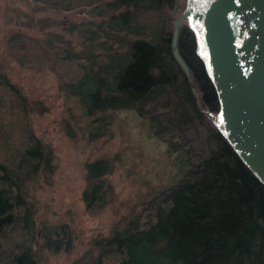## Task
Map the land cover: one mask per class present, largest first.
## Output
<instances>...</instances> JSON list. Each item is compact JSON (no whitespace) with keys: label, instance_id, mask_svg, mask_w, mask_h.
I'll list each match as a JSON object with an SVG mask.
<instances>
[{"label":"trees","instance_id":"16d2710c","mask_svg":"<svg viewBox=\"0 0 264 264\" xmlns=\"http://www.w3.org/2000/svg\"><path fill=\"white\" fill-rule=\"evenodd\" d=\"M33 1L85 13L86 20L63 22L81 47L74 38L54 43L16 32L9 38L15 58L35 69L51 66L87 115L134 110L176 156L178 177L147 206L153 218L131 220L96 240L92 264H264V182L213 117L220 97L188 25L180 26L178 46L192 77L175 58L177 1ZM31 111L23 87L0 72V264H40L36 244L54 252L71 248L67 224L44 225L40 240L27 200L26 181L55 169ZM109 171L108 159L88 164L83 198L90 212L112 194Z\"/></svg>","mask_w":264,"mask_h":264},{"label":"rangeland","instance_id":"374dc122","mask_svg":"<svg viewBox=\"0 0 264 264\" xmlns=\"http://www.w3.org/2000/svg\"><path fill=\"white\" fill-rule=\"evenodd\" d=\"M176 1L175 24L195 29L194 0ZM243 4L249 7L240 16L241 35L248 33V24H254L261 13L255 1L244 0ZM86 19L85 13L56 11L33 0H0V72L23 87L32 107L34 130L54 155L53 172L25 183L27 200L36 209L37 232L40 240L44 225L67 224L73 232L68 251L54 252L36 244L40 264H92L99 254L96 240L131 220H151L150 200L178 177L176 156L169 152L168 143L153 135L146 119L134 110L87 115L78 97L62 88V79L51 66L35 69L23 65L11 52L9 38L16 32L51 38L54 43L74 38L80 48L79 39L63 28V22ZM198 45L203 54L204 45ZM213 117L227 133L220 113ZM100 158L110 161L104 178L112 194L99 211L90 212L83 198L89 186L88 164Z\"/></svg>","mask_w":264,"mask_h":264},{"label":"water","instance_id":"95a60500","mask_svg":"<svg viewBox=\"0 0 264 264\" xmlns=\"http://www.w3.org/2000/svg\"><path fill=\"white\" fill-rule=\"evenodd\" d=\"M255 1L260 18L241 35L244 0H194L198 24L194 26L221 101L220 115L234 147L264 182V0ZM178 7V2L176 9ZM173 36L174 55L189 77L191 70Z\"/></svg>","mask_w":264,"mask_h":264},{"label":"bare ground","instance_id":"6f19581e","mask_svg":"<svg viewBox=\"0 0 264 264\" xmlns=\"http://www.w3.org/2000/svg\"><path fill=\"white\" fill-rule=\"evenodd\" d=\"M204 52H205V49H204ZM204 52H203V53H204Z\"/></svg>","mask_w":264,"mask_h":264}]
</instances>
